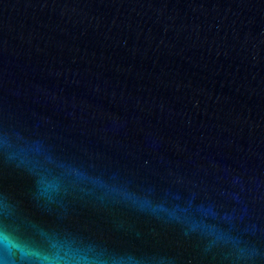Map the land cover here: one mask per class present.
I'll return each instance as SVG.
<instances>
[{
  "label": "water",
  "instance_id": "obj_1",
  "mask_svg": "<svg viewBox=\"0 0 264 264\" xmlns=\"http://www.w3.org/2000/svg\"><path fill=\"white\" fill-rule=\"evenodd\" d=\"M0 264H264V0H0Z\"/></svg>",
  "mask_w": 264,
  "mask_h": 264
},
{
  "label": "snow or ice",
  "instance_id": "obj_2",
  "mask_svg": "<svg viewBox=\"0 0 264 264\" xmlns=\"http://www.w3.org/2000/svg\"><path fill=\"white\" fill-rule=\"evenodd\" d=\"M2 142H3V140H2V136H0V144H2ZM4 230H5V225H4V223L2 222V220H0V235L3 234Z\"/></svg>",
  "mask_w": 264,
  "mask_h": 264
}]
</instances>
